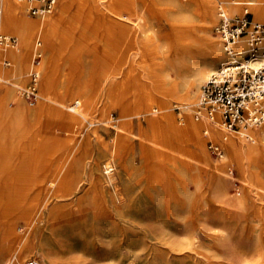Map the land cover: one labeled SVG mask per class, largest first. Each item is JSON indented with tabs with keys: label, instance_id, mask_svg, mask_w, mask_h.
Listing matches in <instances>:
<instances>
[{
	"label": "rangeland",
	"instance_id": "374dc122",
	"mask_svg": "<svg viewBox=\"0 0 264 264\" xmlns=\"http://www.w3.org/2000/svg\"><path fill=\"white\" fill-rule=\"evenodd\" d=\"M110 1L98 0L102 10L92 9L95 22L87 27L78 25L74 28L69 21L57 18L59 23L48 29L53 33L36 31L30 39L31 53L26 58L31 65L26 74L24 60L19 58L20 49L9 55L0 51V264L10 261L12 264H26L32 259L42 264H264V194L256 193L259 183L253 177L259 170L260 178H264V151L258 155L257 161L246 162L245 168L238 159L228 155L224 192H220L214 183V166L219 165L222 155H215L209 148L208 141L216 143L217 140L211 138L210 133L205 134V126L200 128V136L206 142L208 158L207 163L196 165L194 181L182 172L180 163L174 165L158 157L152 152L151 142L141 136L143 133L153 138L147 118H156L158 111L150 112L146 118L140 114L129 119L123 117L119 104H107L111 101L108 89L128 71L130 75L122 91L124 102L134 98V85L142 89L144 84L148 87L147 70H143L139 83L135 77L139 72L130 73L134 44L130 46L128 54L131 57L122 66V73H112L104 79L95 99L97 111L87 121L75 123L77 126L74 124L72 137L60 125L59 119L47 118L53 121L55 129L51 138L63 143L61 148L45 147L39 157V137L46 117L38 115L24 122L22 110L37 109L49 102L54 91L60 94L79 68H83L84 76L89 77L93 73L97 75L103 59L113 65L117 63L115 57L109 59L105 56L106 29L111 25L107 16ZM137 1L141 14L155 32L156 41L174 54L177 41L172 34L171 17L181 4H189L192 7L189 11L194 15L198 0ZM71 3L69 11L64 14L60 10L61 0H58L50 14L54 17L72 16L80 7L77 0ZM36 4L24 2L22 7V15L30 21L39 20L37 15L28 11L29 6ZM248 11L242 8L235 14L248 13L256 21L264 22ZM218 22L219 19L212 25L210 34L222 43L215 30ZM68 29L74 32L70 40ZM51 33L52 40L48 41ZM0 35L14 37V44L21 47V37L14 27H0ZM80 42L86 47L77 58L79 68H73L65 51L69 48L64 49L59 56L58 73L53 83L47 85L45 80L53 68L55 47L60 45L63 49L64 46H78ZM34 62L39 65L33 68ZM214 63L210 75L221 61L215 60ZM34 71L40 73V98L31 105L23 96L22 88L30 83ZM170 72L175 78L176 70L173 68ZM206 81L200 83L198 90L193 88L197 94L190 112L184 102L171 98L173 121L180 128L188 116L196 118V104ZM103 111L111 119L109 124L103 122L104 116H100ZM125 121H130L128 126ZM29 129L31 132L26 135L25 131ZM253 137L244 140L243 145H258ZM183 141L182 147L189 152L186 151V155H193L197 148L190 147L187 138ZM174 146L178 150L177 141ZM176 155L185 156L182 152H176ZM107 161L113 165L110 175L104 174ZM255 164H258L256 169ZM63 178V184L59 185ZM51 179H56L55 187L48 185ZM22 206L34 216H43L34 229L26 227L27 223L21 217ZM8 224L14 225L15 234L7 237L5 229Z\"/></svg>",
	"mask_w": 264,
	"mask_h": 264
},
{
	"label": "bare ground",
	"instance_id": "6f19581e",
	"mask_svg": "<svg viewBox=\"0 0 264 264\" xmlns=\"http://www.w3.org/2000/svg\"><path fill=\"white\" fill-rule=\"evenodd\" d=\"M1 1L2 14L0 16V27L5 29L14 27L21 37V47L19 48V45L10 43L4 45L0 44V51L9 55L15 54L16 51L20 49L19 51L22 53L19 58H23L24 60L23 71L25 74L31 65L26 58L31 53L30 39L36 31L45 32L47 30L52 32L48 29L59 23H57V18L69 21L71 26H74V28L78 25L81 27H87L95 22L93 20L95 19L93 16L95 13H93L92 9L98 8V10H102L99 6L98 0H94L95 3L92 4L89 0H77L80 8L77 9L72 16L64 17V14L69 11L73 0H61L60 10L64 14L54 17L50 14L52 11H47L43 14L37 15L39 17L38 21H30L22 15L21 11L22 7H24V2L34 3L36 2L35 0ZM214 1L215 0H198V7L194 15H192L189 11V9L192 8L189 4L179 5V8H177L171 17L172 34L177 41L175 45L176 49L172 55L170 54V50L164 49V46L160 41H156L155 32L151 28L148 20L141 14V8L137 3V0L110 1L108 7L110 13L108 12L107 16L110 19L111 25L107 29L111 32H109L108 38L106 39L105 56H109V59H113L115 57L117 59V63L113 65V62L103 59L100 69L95 73L97 74L96 76L94 73L89 77L84 76V69H80L78 67L77 58H79L83 48L86 47V43L84 41L82 42H84L85 45L80 42V45L78 46H64L63 49L60 45L56 46L54 59L52 60L53 63H51L53 68H51L48 76H46V84L49 85V82L53 83L55 75L58 73V67L61 61L59 56L62 55L64 49L66 48H69L68 50H65L68 52V60L73 68L78 67L79 70H75L74 75L71 79H69V84L67 87H64V90L60 94H55L56 92L53 90L55 98H48L49 102H46L43 105L41 104L37 109L22 110L21 116L24 122H28L29 119H34V117L38 115L46 117L43 120V133L39 137V139H41L39 151V155L41 156L39 157H42L45 147L50 146L51 149L54 147L61 148L63 143L60 140H54L51 138V134L54 129L52 126L53 123H51L53 121L47 118L52 117V120L59 119L60 125L68 132L70 137H72L71 135L74 132V124L83 123L84 120L87 121L90 117H92V113L97 111V109H95L97 107L95 99L100 93V88L102 87L104 79H106L109 74L122 73V66L128 61V58L130 59L131 57H129L128 54L131 48L130 46H133L134 44V62L130 73L135 72L138 74L139 72L138 76L134 73L136 75V80L139 83L144 75V71L147 70L145 77H147L149 82L148 87L144 84L142 89V87H135L134 85V98L129 102H124L122 99L125 95L122 91L126 86L124 83L128 81L130 75L128 71L125 75H122V77L120 75L116 85L108 89L111 101L107 104H119L121 111L124 114L123 117L129 119L134 115L139 116L140 114H143L144 118H146L150 112L158 111V116L156 118H147L149 127L153 131V138L146 137L143 133L141 136L151 142L152 152H155L158 157H161L163 160L167 159L174 165H179L180 163L182 172L193 181L196 176V165L207 163L208 156L205 149L206 142L203 141L200 136V128L205 126L207 128L205 129L211 135L210 137L219 141V145L221 147L223 146V150L225 151V153L222 154V157L219 158L220 160L217 163L219 165L214 166L216 171V173L214 172V183L220 192H224L226 190L225 166L227 164L228 155H232L238 159V162L243 168H245L246 162L257 161L259 157L258 155L264 151V124L260 129L247 127L238 131L229 132L225 128L219 113L216 112L213 119L209 118L207 115H204L199 119H194L188 116L184 119L186 121H184V126L180 128L173 121L171 98L184 102L186 107L189 109L188 112L192 111V107L190 105L193 104V101L196 98L198 86L202 81L209 78L210 72L214 70L215 60L223 63L227 59V54L224 46H222V43H220V41L218 42L210 34L212 25L219 19L218 8L222 7L225 11L232 15L237 12L239 13L241 9L244 8L245 12H249L248 10L252 11L256 19L264 20V0H217L216 6L214 5ZM31 6L28 7V11ZM68 30L70 32V40V38L74 35V32L70 29ZM52 33L48 35V41L52 40ZM54 35L57 34L55 33ZM5 36L9 37V35ZM65 41L63 43H65ZM241 46H244V43H241ZM34 48H36V46ZM149 58L151 60H149ZM34 65L38 66L39 62H34L32 65L33 68ZM173 68L176 70L175 78H173L170 74V71ZM194 87H196L197 90L195 89V91H193ZM145 90L147 91L144 92ZM154 107H158V109H154ZM188 112L186 114H189ZM100 116H104V123L109 124L111 122V119H109L106 111H103ZM125 122V125L127 126L130 123V121ZM114 125L116 124L114 123ZM110 127L113 126L110 125ZM28 132L30 133L31 129H29V131L26 130L25 134H29ZM249 134L254 136H252L254 138L253 140L255 142L258 141V145H251L248 147L243 145V141L247 140V137L252 138ZM229 136L230 139H228ZM186 138L190 147L197 148L191 156L188 154L186 155V151L188 152V150L183 148V144H181L184 142L183 139ZM174 141H177V144L179 145L177 148L178 150H175L176 147L174 146ZM142 145L144 146L143 142ZM176 152H179V154L182 152L185 156H178L176 155ZM72 154L73 153L70 155ZM257 165L255 166V169L257 168ZM255 169L253 171H256ZM112 171L113 165L107 161L105 163L104 174L110 175ZM253 177H256L259 183L256 193L263 195L264 178H260L261 175L259 170L254 173ZM249 178L251 177L249 176ZM63 182L64 178L62 181L58 182V184L62 185ZM56 183V179H51L48 185H51L50 187H53L54 185L55 187ZM216 186H214V189ZM53 211H56V209L52 210V212ZM21 217L26 221V227L31 230L36 227L37 222H39L43 216H34L33 212H29V210L22 206ZM14 228L15 227L12 224L6 225L5 234L7 237L15 234ZM5 264L12 263L10 261Z\"/></svg>",
	"mask_w": 264,
	"mask_h": 264
},
{
	"label": "built area",
	"instance_id": "2783aa9c",
	"mask_svg": "<svg viewBox=\"0 0 264 264\" xmlns=\"http://www.w3.org/2000/svg\"><path fill=\"white\" fill-rule=\"evenodd\" d=\"M29 12L33 15L53 11L58 0H35ZM219 22L215 28L225 48L227 59L209 76L201 87L196 104V118L213 119L218 112L227 131L259 127L264 123V22L252 15L230 14L218 8ZM12 36L0 35V44H14ZM244 43V46H241ZM40 73L34 71L30 83L22 88L25 99L34 105L40 98ZM178 108V106H175ZM205 134L208 135L207 130ZM247 140H251L248 137ZM212 153L223 154V148L208 141ZM26 264H42L36 259Z\"/></svg>",
	"mask_w": 264,
	"mask_h": 264
},
{
	"label": "crops",
	"instance_id": "0c3cea01",
	"mask_svg": "<svg viewBox=\"0 0 264 264\" xmlns=\"http://www.w3.org/2000/svg\"><path fill=\"white\" fill-rule=\"evenodd\" d=\"M107 31H108V34H107V38H108V35H109V32H111V31H109L108 29H106ZM103 47V46H102ZM103 51H104V47H103Z\"/></svg>",
	"mask_w": 264,
	"mask_h": 264
}]
</instances>
